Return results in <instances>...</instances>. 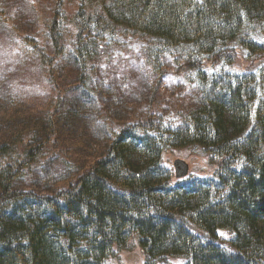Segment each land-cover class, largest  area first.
<instances>
[{
    "label": "trees",
    "instance_id": "obj_1",
    "mask_svg": "<svg viewBox=\"0 0 264 264\" xmlns=\"http://www.w3.org/2000/svg\"><path fill=\"white\" fill-rule=\"evenodd\" d=\"M58 6L46 44L19 38L21 62L49 86L45 104L29 114L19 103L33 98L10 96L0 120V264H113L132 245L143 264H264V42L252 37L264 0H77L70 14ZM119 34L144 41L154 73L172 56L194 82L177 123L149 112L118 130L104 125L91 73L107 36ZM234 62L239 70L208 69ZM87 128L98 141L79 135ZM184 147L202 150L210 173L176 179L163 154ZM28 180L45 188L27 189Z\"/></svg>",
    "mask_w": 264,
    "mask_h": 264
},
{
    "label": "rangeland",
    "instance_id": "obj_2",
    "mask_svg": "<svg viewBox=\"0 0 264 264\" xmlns=\"http://www.w3.org/2000/svg\"><path fill=\"white\" fill-rule=\"evenodd\" d=\"M56 2L57 10L59 4L63 3L65 10L70 14L77 0H0V120L5 116L6 101L10 96L15 101H21V97L33 98L29 103L20 107H28V113L37 115L38 111L45 104V98L50 94L49 86L42 80L37 70L23 63L19 56V38L24 36L33 37L41 45L47 41V21L53 16V6ZM7 20L8 24L4 21ZM259 29L253 34L257 42H264V20L259 22ZM63 37L72 36L73 28L69 24L62 26ZM144 41L129 34H119L107 36L106 45L99 56L95 59L92 77L101 92V100L98 106L108 112L106 127H114L118 130L123 123H134L146 116L147 113H156L161 116L166 123L179 121L180 116L185 111L190 101H193L195 91L194 82L173 66L170 61L172 56L165 59L162 64L163 73L158 75L146 66L143 61ZM45 48H51L46 45ZM243 52V51H242ZM55 62L64 64L59 56L52 55ZM163 57V56H162ZM240 63V62H239ZM242 65V63H240ZM67 62L61 67H70ZM226 68L229 70H239L240 66L233 63L232 66L221 63L214 68ZM70 73L67 70L58 72L57 75ZM56 75V74H55ZM192 79V78H191ZM63 86L62 80L58 81ZM70 81L67 82V86ZM29 92V94H26ZM105 102V104L103 103ZM13 110H9L12 113ZM102 125L101 122H98ZM90 126L88 121L80 126L84 129ZM84 133V132H83ZM82 135L85 141L97 140L92 129L86 130ZM2 136V133H0ZM182 158L190 165L189 176H203L210 173L211 165L207 161V155L200 149L194 147L168 149L163 154V162L172 168V160ZM61 170L60 161H56L54 171ZM173 171V168H172ZM174 173V172H173ZM28 180L25 185L27 189L42 191L45 185L39 181ZM228 236L227 232H223ZM144 255L142 250L136 245H132L130 250H123L118 254L113 264H143ZM171 264L184 262L182 257L169 258Z\"/></svg>",
    "mask_w": 264,
    "mask_h": 264
},
{
    "label": "water",
    "instance_id": "obj_3",
    "mask_svg": "<svg viewBox=\"0 0 264 264\" xmlns=\"http://www.w3.org/2000/svg\"><path fill=\"white\" fill-rule=\"evenodd\" d=\"M174 177L178 180L187 177L190 173V165L185 159L175 158L172 160Z\"/></svg>",
    "mask_w": 264,
    "mask_h": 264
}]
</instances>
